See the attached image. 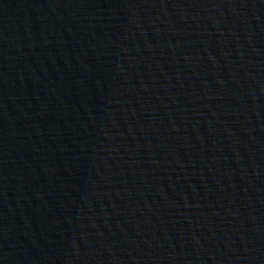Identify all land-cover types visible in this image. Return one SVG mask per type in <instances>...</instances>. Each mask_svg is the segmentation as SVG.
I'll return each instance as SVG.
<instances>
[{"label": "water", "instance_id": "obj_1", "mask_svg": "<svg viewBox=\"0 0 264 264\" xmlns=\"http://www.w3.org/2000/svg\"><path fill=\"white\" fill-rule=\"evenodd\" d=\"M0 264H221L177 0H0Z\"/></svg>", "mask_w": 264, "mask_h": 264}]
</instances>
